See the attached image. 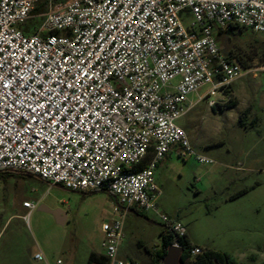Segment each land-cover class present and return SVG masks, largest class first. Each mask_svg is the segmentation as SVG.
<instances>
[{
    "label": "built area",
    "instance_id": "built-area-1",
    "mask_svg": "<svg viewBox=\"0 0 264 264\" xmlns=\"http://www.w3.org/2000/svg\"><path fill=\"white\" fill-rule=\"evenodd\" d=\"M37 1L0 0V171L113 195L108 264H135L120 256L133 208L159 214L183 249L186 228L160 212L154 168L172 151L210 163L177 121L203 87L199 101L229 102L249 70L222 54L215 30L264 33V0H68L27 32Z\"/></svg>",
    "mask_w": 264,
    "mask_h": 264
},
{
    "label": "rangeland",
    "instance_id": "rangeland-1",
    "mask_svg": "<svg viewBox=\"0 0 264 264\" xmlns=\"http://www.w3.org/2000/svg\"><path fill=\"white\" fill-rule=\"evenodd\" d=\"M43 22V14L34 15L20 28L35 32ZM182 22L191 27L188 11ZM231 27L215 30L221 52L249 72L233 84L229 102L218 107L199 101L208 86L189 95L193 108L177 124L195 154L210 163L169 153L154 168L157 205L184 224L193 245L230 253L244 264H264V33L240 26L245 35L226 33ZM243 112L245 127L239 124ZM25 202L35 207L28 209ZM58 209L66 214L63 224L48 211ZM116 209L106 191H72L36 176L0 173V264H87L92 252L104 255L102 225L119 216ZM137 211L124 213L120 256L152 264L147 250L162 246L167 225L153 211ZM37 253L44 260H36Z\"/></svg>",
    "mask_w": 264,
    "mask_h": 264
},
{
    "label": "trees",
    "instance_id": "trees-1",
    "mask_svg": "<svg viewBox=\"0 0 264 264\" xmlns=\"http://www.w3.org/2000/svg\"><path fill=\"white\" fill-rule=\"evenodd\" d=\"M68 0H38L34 10L33 15H42L47 13L50 9L55 8L59 5L64 4ZM25 31H32L30 29H25ZM219 33H224V31L220 30ZM228 34L236 35L237 33H241L242 35L246 34L243 30L238 31V26L232 25L231 30L226 32ZM245 68V67H243ZM235 104H232L230 107H234ZM247 112H243V114L239 118V124L245 127V119ZM1 174H16V175H32L30 173L17 172V171H0ZM34 176V175H32ZM39 179V178H38ZM41 180V179H40ZM91 193V192H90ZM132 211L138 212L137 208H133ZM162 235V246L155 250L150 251L147 250L148 253L152 256V264H164L165 257L169 251V248L174 244L175 236L174 233L169 231L166 226L165 229L161 233ZM183 243V249L179 250L177 254V264H244L239 262L232 254L227 252L215 251L212 249H201L195 245H193L190 241L188 234L181 239ZM195 248H199L201 253L197 255H193L192 251ZM109 260L105 255L98 254L96 252H92L89 256L87 264H108Z\"/></svg>",
    "mask_w": 264,
    "mask_h": 264
},
{
    "label": "water",
    "instance_id": "water-1",
    "mask_svg": "<svg viewBox=\"0 0 264 264\" xmlns=\"http://www.w3.org/2000/svg\"><path fill=\"white\" fill-rule=\"evenodd\" d=\"M42 209H47L44 206H42ZM49 212H51L57 219V221L60 224H63L65 222V212H63L62 210H48ZM179 252V247L176 245V243L174 245H172L169 248V251L165 257L164 260V264H177V254Z\"/></svg>",
    "mask_w": 264,
    "mask_h": 264
},
{
    "label": "crops",
    "instance_id": "crops-1",
    "mask_svg": "<svg viewBox=\"0 0 264 264\" xmlns=\"http://www.w3.org/2000/svg\"><path fill=\"white\" fill-rule=\"evenodd\" d=\"M170 153H171V152H170ZM164 160H165V159H164ZM164 160H163V161H164ZM131 211H132V210H131Z\"/></svg>",
    "mask_w": 264,
    "mask_h": 264
}]
</instances>
